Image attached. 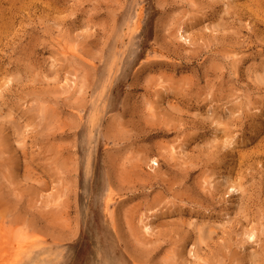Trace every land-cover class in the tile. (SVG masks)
I'll list each match as a JSON object with an SVG mask.
<instances>
[{"label": "rangeland", "instance_id": "1", "mask_svg": "<svg viewBox=\"0 0 264 264\" xmlns=\"http://www.w3.org/2000/svg\"><path fill=\"white\" fill-rule=\"evenodd\" d=\"M0 264H264V0H0Z\"/></svg>", "mask_w": 264, "mask_h": 264}]
</instances>
